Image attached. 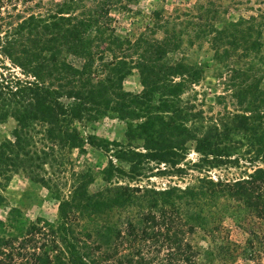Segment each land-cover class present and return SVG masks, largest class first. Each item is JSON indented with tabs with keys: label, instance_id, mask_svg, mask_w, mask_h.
Returning a JSON list of instances; mask_svg holds the SVG:
<instances>
[{
	"label": "trees",
	"instance_id": "obj_1",
	"mask_svg": "<svg viewBox=\"0 0 264 264\" xmlns=\"http://www.w3.org/2000/svg\"><path fill=\"white\" fill-rule=\"evenodd\" d=\"M35 1L0 0V57L21 73L0 71V119L17 121L13 138L0 144V189L20 170L49 190L56 187L57 171L70 159L55 152L93 139L81 127L109 112L128 122L129 142L102 146L110 157L101 171L106 187L92 192L94 175L72 186L58 222L40 218L15 231L0 219V264H196L188 235L213 213L212 204L244 202L264 219V165L231 177L210 174L240 166L244 157L236 150L242 141L223 139L235 127L196 134L194 105L180 98L192 72L182 61L160 57L176 47H153L158 39L146 33H117L112 11L133 0H62L45 11L26 9ZM135 69L143 81L139 92L124 87ZM252 113L240 116L236 121L243 118L246 125L238 126L264 133V111ZM36 138L47 140L43 148ZM190 141L199 154L195 160L188 159ZM254 142L251 164H264V139ZM46 164L52 170L47 177L36 172ZM191 170L199 174L184 186L150 181L157 174L185 177ZM4 201L0 192V205Z\"/></svg>",
	"mask_w": 264,
	"mask_h": 264
},
{
	"label": "rangeland",
	"instance_id": "obj_2",
	"mask_svg": "<svg viewBox=\"0 0 264 264\" xmlns=\"http://www.w3.org/2000/svg\"><path fill=\"white\" fill-rule=\"evenodd\" d=\"M59 1L62 0H36L27 4L26 9L45 11L54 8ZM36 3L39 7H35ZM24 7L20 5L19 9ZM112 15L117 33L131 38L146 33L149 39H158V42L152 40L153 47L159 45L165 51L166 43L176 47L160 57L173 64L182 61L192 72V78H185L180 98L183 104L194 105L191 111L197 116L196 134L198 132L201 137L215 127L220 133L227 127L238 128L229 131L223 139L242 141L236 150L244 157L240 166L214 168L210 174L231 177L252 172L257 164L264 165L255 161L251 164L255 153L250 145L254 139H264V133L238 126L246 125L243 118L239 123L236 121L240 116H254V110L264 111V0H133L126 9L113 10ZM257 25L262 35L260 47L255 32ZM72 59L80 62L75 56ZM0 71L6 75L10 71L21 74L19 68L1 57ZM175 81H181V77L177 76ZM124 87L134 92L142 90L143 81L137 69L125 79ZM253 121L251 125L256 123ZM85 124L81 127L83 134L94 135L93 139H84L78 148L56 149L57 158L70 159L57 171L58 187L51 185L53 188L49 190L20 170L4 189H0L5 198L0 205V219L15 231L18 227L26 229L40 218L58 222L61 202L70 188L87 180L88 175L95 177L90 185L92 192L106 187L101 171L109 165L110 157L102 146L107 145V141L127 144L128 122L118 113L109 112ZM16 126L17 121L12 116L0 119V144L13 138ZM249 127L257 128L256 124ZM34 143L43 148L47 140L36 138ZM136 144L141 145L142 141ZM194 144L193 141L188 143L190 160L199 155ZM117 163L128 167L123 162ZM44 168L36 172L47 177L52 170L49 164ZM189 173L181 178L157 174L151 176L150 181L157 187L184 186L199 174L193 170ZM124 181L128 179L122 177L121 182ZM212 205H215L211 207L213 213L188 235L197 253L196 264H264V219L255 216V211L244 202L223 200Z\"/></svg>",
	"mask_w": 264,
	"mask_h": 264
}]
</instances>
